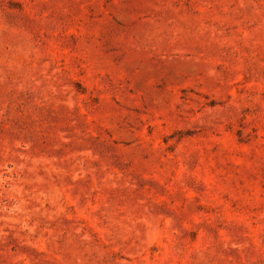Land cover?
Segmentation results:
<instances>
[{
    "label": "rangeland",
    "instance_id": "rangeland-1",
    "mask_svg": "<svg viewBox=\"0 0 264 264\" xmlns=\"http://www.w3.org/2000/svg\"><path fill=\"white\" fill-rule=\"evenodd\" d=\"M0 264H264V0H0Z\"/></svg>",
    "mask_w": 264,
    "mask_h": 264
}]
</instances>
